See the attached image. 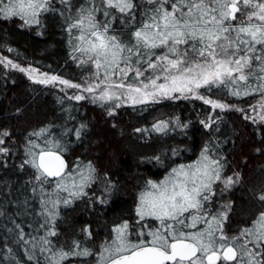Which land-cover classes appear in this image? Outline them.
Listing matches in <instances>:
<instances>
[{
    "label": "snow or ice",
    "instance_id": "snow-or-ice-1",
    "mask_svg": "<svg viewBox=\"0 0 264 264\" xmlns=\"http://www.w3.org/2000/svg\"><path fill=\"white\" fill-rule=\"evenodd\" d=\"M59 4L72 59L90 69L88 78L73 83L56 75H37L35 69L11 59L0 58V64L26 73L35 83L76 89L69 100L111 103L109 115L125 105L200 100L213 111H239L244 119L264 124V0H59ZM56 11L55 0H0V19L18 18L29 27H41L42 17ZM216 94L237 99L259 95L258 104L252 105L259 112L251 116L243 108L213 99ZM174 123L185 127L179 118ZM214 123L212 116L201 121L209 130ZM85 127L65 129L62 137L79 139ZM152 127L163 133L169 122ZM9 140L11 134L0 130V156L9 153L4 146ZM66 150L62 138L41 128L29 133L21 164L33 170V192L41 193V214L46 217L41 228L46 235L33 248L50 254L46 264L89 257L92 260L80 259L79 264H264V191L256 195L261 210L229 236L224 225L231 202L217 206L216 201L239 183L240 176L224 175V158L217 155L211 139L195 160L177 164L159 181L147 180L137 196L135 223L114 225L112 236L98 250L75 240L67 249H55L48 237L57 236L61 204L88 196L85 189L95 182L93 165L70 162ZM82 231L92 238L87 226Z\"/></svg>",
    "mask_w": 264,
    "mask_h": 264
},
{
    "label": "trees",
    "instance_id": "trees-1",
    "mask_svg": "<svg viewBox=\"0 0 264 264\" xmlns=\"http://www.w3.org/2000/svg\"><path fill=\"white\" fill-rule=\"evenodd\" d=\"M55 5L57 11L43 16L41 27L24 26L18 18L0 19V55L79 83L86 70L72 59L64 18L59 14L62 5L59 0ZM68 95L0 65V130L11 134L4 145L10 151L0 156V264H46L45 257L50 255L42 254L39 246L33 248V243L46 235V229L41 228L46 217L41 214V193L33 192V170L21 168L29 133L41 128H50L54 138L64 140V155L70 162H90L95 168V182L85 189L89 199L85 196L60 206L55 221L57 236L48 237L55 249H67L75 240L98 250L112 236L114 225L135 223L137 196L145 182L159 181L177 164L195 160L209 139L217 155L224 158V175L240 176L239 183L216 201L217 206L231 202L225 232L229 236L237 233L261 210L256 195L264 191V124L244 119L242 112L227 110L222 114L217 111L212 130L206 129L201 121L209 118L212 109L200 100L125 105L109 115L112 104L69 100ZM212 98L243 108L251 116L255 113L252 105L260 100L259 95L237 99L216 94ZM177 118L185 127L174 123ZM159 121L169 122L163 133L153 130ZM81 124L86 127L79 139L62 137L65 129ZM174 150L179 154L173 155ZM86 226L92 232L91 239L82 231ZM80 259L92 260L73 258L64 264H79Z\"/></svg>",
    "mask_w": 264,
    "mask_h": 264
},
{
    "label": "rangeland",
    "instance_id": "rangeland-1",
    "mask_svg": "<svg viewBox=\"0 0 264 264\" xmlns=\"http://www.w3.org/2000/svg\"><path fill=\"white\" fill-rule=\"evenodd\" d=\"M0 58H5V57H3V56H1L0 55ZM0 65H2L3 67H5L7 70H14V69H12L10 66L9 67H6L4 64H0ZM21 67H24V68H31V69H35L36 70V74L37 75H42V74H47V75H49V76H52V74H48V73H45V72H42V71H40V70H38V69H36V68H33V67H30V66H22V65H20ZM84 67V69L86 70V73H85V76H84V78L82 79V81L81 82H79V83H83L87 78H88V76H89V73H90V69L87 67V66H83ZM14 71H16V72H20V71H18V70H14ZM21 74H23L26 78H28L29 79V77H28V75L26 74V73H24V72H20ZM57 76V75H56ZM59 77V76H58ZM61 78V77H60ZM63 79V78H62ZM29 80H31V79H29ZM32 82H34L33 80H31ZM35 83V82H34ZM42 85H44V84H42ZM49 86H51V85H49ZM56 88H59L60 90L62 89V86L61 85H59V84H57L56 86H55ZM62 91H64V92H69L70 93V95H73V94H77V90L76 89H67V90H62ZM84 95L85 96H87L88 94L87 93H84ZM105 104H111V103H105ZM258 104V103H257ZM256 104V105H257ZM128 106V105H127ZM219 112L220 114H222L223 112H225V111H227V110H225V111H221V110H219V109H217V110H215V111H213L212 110V114L210 115V116H212V118L213 119H217L216 118V112ZM259 112V108H257V110L255 111V113H254V115L253 116H256L257 115V113ZM64 195H66V194H64ZM87 199H89V197L87 196Z\"/></svg>",
    "mask_w": 264,
    "mask_h": 264
}]
</instances>
